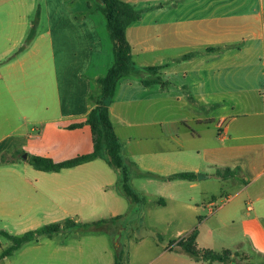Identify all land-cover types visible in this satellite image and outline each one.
Here are the masks:
<instances>
[{"label": "crops", "instance_id": "crops-1", "mask_svg": "<svg viewBox=\"0 0 264 264\" xmlns=\"http://www.w3.org/2000/svg\"><path fill=\"white\" fill-rule=\"evenodd\" d=\"M76 1L79 8L72 0H0V232L19 237L46 223L129 217L139 205L143 221L152 205L197 216L187 230H198L199 250H229V264H264V0H120L139 16L126 34L135 71L106 105L141 203L119 190L121 172L103 158L57 173L29 166L30 156L63 162L94 151L85 121L115 54L104 69L98 17L110 36L107 18L98 0L96 9ZM37 9L35 38L16 54ZM157 77L163 84L144 83ZM180 173L196 177L167 179ZM218 197L227 202L216 213ZM101 233L77 247L31 249L26 264H116ZM164 237L127 233L124 263L208 264L171 245L183 235Z\"/></svg>", "mask_w": 264, "mask_h": 264}, {"label": "trees", "instance_id": "trees-1", "mask_svg": "<svg viewBox=\"0 0 264 264\" xmlns=\"http://www.w3.org/2000/svg\"><path fill=\"white\" fill-rule=\"evenodd\" d=\"M99 10L105 15L108 21V28L110 31L111 39L114 42L115 63L109 70L106 77L98 81L102 85V95L94 108L91 110L85 121L91 128L93 134L94 151L91 154L81 155L76 158L66 160L63 162H55L51 158L30 156V165L38 171L42 172H61L64 169L74 168L85 163L91 162L97 158L105 159L113 168L120 170L121 179L119 181V190L131 201L141 203L144 201L137 192H135L130 185V174L128 165L123 158L122 145L117 137L111 118L109 108L106 105L108 100L112 98L115 93L117 82L129 76L135 71L134 63L132 61V47L127 40V29L139 16L135 13L132 5L122 2L120 0H98ZM40 17V9H38L37 20L34 22L33 28L25 40L23 46L16 52L19 54L27 49L36 35V25ZM161 67H147L144 70L157 75ZM146 85L156 83L163 84L160 78L153 80H145ZM94 100V99H93ZM82 124H73L70 129L80 128ZM226 174H233L231 170H226ZM196 175L193 173H180L168 177L167 179H195ZM122 216L112 218L111 220H102L94 224H86L80 231L86 232H106L108 225L122 220ZM77 227L75 222L69 221L63 227L59 223H53L43 226L37 230L26 232L22 236H11L7 232L1 231L0 233L9 239L12 244L3 252L2 258L12 255L15 251L19 250L23 245L32 242H38L40 237L52 238L54 235L64 231H71ZM198 230H193L189 235L180 241L173 242L179 250L187 253L196 260H202L208 264L215 262H222L229 264L233 261V252L226 250L224 252H215L212 250H199L197 248ZM119 234L116 236V240ZM116 264H121L123 261L124 252L120 250L119 244L117 245Z\"/></svg>", "mask_w": 264, "mask_h": 264}, {"label": "rangeland", "instance_id": "rangeland-1", "mask_svg": "<svg viewBox=\"0 0 264 264\" xmlns=\"http://www.w3.org/2000/svg\"><path fill=\"white\" fill-rule=\"evenodd\" d=\"M74 5H76L77 8H79V6L77 5V1L76 0H72ZM90 3H92L93 8L96 9V2L95 0H88ZM159 3H161L163 6L167 7V0H159ZM155 5V2H150V3H146L145 5ZM37 13H38V9L35 11V13L33 14V25L34 22L37 20ZM39 21H40V17L39 20L37 22L36 25V32L38 30V25H39ZM106 23V20L104 18V16H100L98 17V24H99V28L101 30L103 39H104V43H105V57L103 59V61L101 63H103V68L106 69L107 65L112 66L114 63V51H113V43L110 39L109 33L107 28L104 26V24ZM31 29V28H30ZM29 29V33L31 32V30ZM29 35V34H28ZM146 35V34H145ZM148 35H153V32H148ZM28 37V36H27ZM155 38V37H154ZM27 39V38H26ZM167 40V37H166ZM104 62L106 64H104ZM101 66V67H102ZM106 66V67H105ZM109 66V67H110ZM109 69V68H108ZM106 73V72H104ZM102 90L103 87L101 84H99L98 88H95L94 90V95H93V101L94 104H96L100 98V96L102 95ZM97 97V98H96ZM31 166V165H29ZM31 170L33 169V167H30ZM34 170V169H33ZM215 186L212 185V188H214ZM226 197H218V202H216V205L212 208L213 211H215L216 213L218 212V209L220 206H222L224 203H226ZM143 206V205H142ZM142 206H135V211L133 213V215H128L129 217H125L122 216L123 219L118 221V222H114L108 225V229H107V233H101L104 234L107 238V242L109 244V247L111 248V250L113 252L116 253L117 256V245H120V250H122L124 253L128 252L127 248H125L124 241H125V237L126 234L129 232H132L134 235H136L137 237L139 235H146L148 232L156 234L157 237L159 235H163L165 234L164 238H167V241L169 240H175L178 239L179 237H181L183 235V237L181 238H185L188 235V228L193 225V223H197L198 222V217L194 215V217L190 216V218H183L182 214H174L172 211H167V214L165 213H157V207L156 206H149V210L151 211L147 217L145 219L140 220L141 217H143V215H141L142 213ZM226 206V205H225ZM224 206V207H225ZM175 209V208H173ZM210 211L208 210V208H204L201 209V217L200 220H202L204 222V220H206L210 213ZM224 211H222L220 213V215L222 213H224ZM185 217L186 214L184 213ZM167 219V223L165 222V220ZM111 220L107 219V221ZM102 220H90V221H77V227L74 230L71 231H64L62 233L57 234L54 239H53V244L51 245H47L45 241V239H41V241L37 244H29L27 246L24 247V249L22 250L23 253L20 252H14L12 255H10L11 257L7 256L6 259L2 258V254L3 252L10 246L9 239H7L6 237H4L1 233H0V264H26L27 262H34V258H35V254L33 251H29L31 249L34 248H50V247H56V246H74L77 247L78 242L80 240V238L83 240L84 236L86 234H93L94 232H82L80 231L81 229H83V226L86 224H94L97 222H100ZM69 222L68 220L64 221V222H59V224H61L63 227L65 226V224ZM211 222V221H209ZM141 223V224H140ZM51 223H46V224H42L39 228L49 225ZM208 225V226H207ZM206 227H204V230L207 231L209 230V228L211 227V224H207ZM181 232L183 234H181V236H179L177 233ZM117 234H119V238L116 240V236ZM74 235H78L79 238L78 239H74L73 236ZM122 236V239H121ZM9 240V241H8ZM181 240V239H180ZM178 240V241H180ZM177 242V241H176ZM173 246H175L174 244H171ZM123 256V261L121 264H126L124 263L125 261V256Z\"/></svg>", "mask_w": 264, "mask_h": 264}, {"label": "water", "instance_id": "water-1", "mask_svg": "<svg viewBox=\"0 0 264 264\" xmlns=\"http://www.w3.org/2000/svg\"><path fill=\"white\" fill-rule=\"evenodd\" d=\"M22 159L25 160V161H27V160H28V156H27V154H24V155L22 156ZM198 177L200 178L201 176L199 175ZM200 179H201V178H200Z\"/></svg>", "mask_w": 264, "mask_h": 264}]
</instances>
